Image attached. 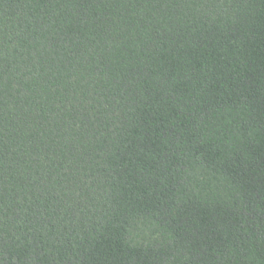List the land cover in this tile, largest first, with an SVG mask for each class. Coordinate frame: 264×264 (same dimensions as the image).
Wrapping results in <instances>:
<instances>
[{"label":"trees","instance_id":"1","mask_svg":"<svg viewBox=\"0 0 264 264\" xmlns=\"http://www.w3.org/2000/svg\"><path fill=\"white\" fill-rule=\"evenodd\" d=\"M0 264H264V0H0Z\"/></svg>","mask_w":264,"mask_h":264}]
</instances>
